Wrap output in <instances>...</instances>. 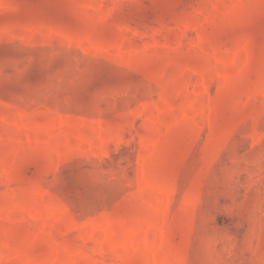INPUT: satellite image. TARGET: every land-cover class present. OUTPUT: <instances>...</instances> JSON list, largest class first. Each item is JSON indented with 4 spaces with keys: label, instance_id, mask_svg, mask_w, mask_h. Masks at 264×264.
Here are the masks:
<instances>
[{
    "label": "rangeland",
    "instance_id": "rangeland-1",
    "mask_svg": "<svg viewBox=\"0 0 264 264\" xmlns=\"http://www.w3.org/2000/svg\"><path fill=\"white\" fill-rule=\"evenodd\" d=\"M0 264H264V0H0Z\"/></svg>",
    "mask_w": 264,
    "mask_h": 264
}]
</instances>
